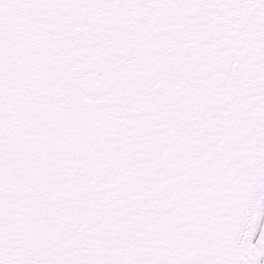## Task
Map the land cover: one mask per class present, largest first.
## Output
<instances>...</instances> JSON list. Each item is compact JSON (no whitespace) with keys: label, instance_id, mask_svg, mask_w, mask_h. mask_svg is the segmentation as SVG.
<instances>
[{"label":"snow or ice","instance_id":"1","mask_svg":"<svg viewBox=\"0 0 264 264\" xmlns=\"http://www.w3.org/2000/svg\"><path fill=\"white\" fill-rule=\"evenodd\" d=\"M0 264H264V0H0Z\"/></svg>","mask_w":264,"mask_h":264}]
</instances>
